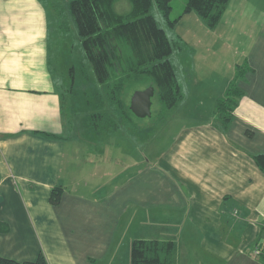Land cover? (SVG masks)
I'll use <instances>...</instances> for the list:
<instances>
[{
  "label": "crops",
  "instance_id": "crops-1",
  "mask_svg": "<svg viewBox=\"0 0 264 264\" xmlns=\"http://www.w3.org/2000/svg\"><path fill=\"white\" fill-rule=\"evenodd\" d=\"M241 1L252 2L254 43L237 59L225 33L232 0L214 28L190 17L193 87L166 124L169 142L149 159L130 135L116 136L117 152L94 151L88 145L101 142L91 138L67 151L48 10L42 0H0V256L129 264L131 241L165 225L168 238L159 229L151 237L175 242L174 264H264V173L253 160L264 154V0ZM245 63L243 94L222 128L216 101Z\"/></svg>",
  "mask_w": 264,
  "mask_h": 264
},
{
  "label": "trees",
  "instance_id": "trees-1",
  "mask_svg": "<svg viewBox=\"0 0 264 264\" xmlns=\"http://www.w3.org/2000/svg\"><path fill=\"white\" fill-rule=\"evenodd\" d=\"M116 0H69L68 10L75 26L85 64L72 65L68 88L74 109L86 108L84 125L89 136L98 138L105 131L112 132L125 123H132L135 115L129 108L128 97L146 86L154 88L153 96L168 110L181 102L180 80L171 56L175 48L165 30L151 14L155 8L174 27L177 18L169 19L171 0H129L125 14L113 10ZM229 0H187L184 13L195 12L210 28L216 27ZM247 67L238 65L225 95L216 101L215 114L222 128L232 120L233 110L243 94L238 82ZM79 74L91 87L76 96L72 88ZM61 108L63 100L61 96ZM73 109V111H74ZM71 110V112H73ZM74 114V113H72ZM90 137V138H92ZM93 138V139H94ZM264 173V154L253 155ZM61 186L51 189L49 200L60 201ZM175 242L157 238L133 239L129 250V264H174ZM0 264H48L42 253L34 260L18 261L0 256Z\"/></svg>",
  "mask_w": 264,
  "mask_h": 264
},
{
  "label": "rangeland",
  "instance_id": "rangeland-1",
  "mask_svg": "<svg viewBox=\"0 0 264 264\" xmlns=\"http://www.w3.org/2000/svg\"><path fill=\"white\" fill-rule=\"evenodd\" d=\"M42 1L48 10V20L50 23L49 66L55 81L59 84L58 89L60 90L62 96L63 110L65 114L64 136L69 139L66 146L68 148L67 151H71L72 147L74 148V141H78L80 139L83 141L85 139H89L92 136L86 134L87 130L85 127H83L84 114L87 109L84 107L74 109L70 103L69 95L71 92L69 93L68 88L70 86L71 76L69 74V68L72 65L79 66L82 63L85 64V70H90V67L87 61H84L82 57L78 36L68 10L69 0ZM240 1L241 0H232L234 4L231 5V9L229 8L227 16H230L234 23L228 25L230 28L227 32H225L228 34L230 41L233 42L234 45H238V47L234 46L236 48L234 49L236 52L234 55L236 56V59L239 58L240 50L246 51L248 48H251L252 51V44L254 43V30L252 29L253 27L250 22V18L247 15L250 12L248 6L252 5V2L246 3L241 1L243 4L242 6L245 7L242 10ZM186 2L187 0H171L170 2L171 12L169 14V19L174 20L177 18V21L179 20L178 23L176 22L177 25L175 24L174 27H169L164 17L155 8L151 9V14H153L159 26L165 30L167 36L174 45L175 51L171 56V60L173 61L179 76L182 95L185 93V97H188L189 99L187 91L191 90L193 87L191 84H189L188 77L192 52L187 41V37H185V32L186 28L190 24V26L193 25V23H191L192 18L190 17H192V15H196L195 17L197 19L198 16L194 12H191L190 16H183ZM130 8L131 3L129 0H116L113 3V10L120 14L127 13ZM259 9H261V7H259ZM181 18L182 20H180ZM245 66H247L246 63ZM246 73L247 70L244 71L242 78L238 82V85L240 81L245 78ZM76 75V80L78 82L74 83V88H72V90L76 96H79L78 94L88 90L91 87V82L84 81L78 73ZM239 87L242 88L240 85ZM130 97L131 96L128 97V101L130 100ZM151 102V114L149 116L132 117L134 124L124 122L123 126L117 130L112 132L105 131L100 136H96L98 138L92 137L91 139L94 138L95 141L98 140L101 143L95 144L94 146L87 144L89 148H92L94 151L98 152L104 149V147L109 146L110 150L117 152L115 148L116 145L114 144V140H117L116 136L126 137L127 135H130L131 138H140V143H138V146H140L139 150H141V152H146L148 158L150 159L152 155L158 153L166 146V143L169 142L174 131V129H172L170 126H168V131L166 130V124L171 118L173 110H168L162 107L158 103L155 96L151 97ZM180 103L175 106V109ZM71 110L73 112H71ZM108 141H110V144L106 145L105 142L107 143ZM133 223L136 224L135 221ZM152 229H155L154 226H152ZM152 229L148 228L147 231H143L142 236L145 238H155L151 236H158L157 229L161 230L159 232L163 238H168L165 234H170L169 231H166L169 228L165 225H163L161 228L151 231ZM130 235H134V233L130 231ZM127 259L128 257L125 258V263Z\"/></svg>",
  "mask_w": 264,
  "mask_h": 264
},
{
  "label": "water",
  "instance_id": "water-1",
  "mask_svg": "<svg viewBox=\"0 0 264 264\" xmlns=\"http://www.w3.org/2000/svg\"><path fill=\"white\" fill-rule=\"evenodd\" d=\"M153 93L154 88L152 86L135 90L132 93L129 108L135 116L144 117L151 114V97L153 96Z\"/></svg>",
  "mask_w": 264,
  "mask_h": 264
},
{
  "label": "built area",
  "instance_id": "built-area-1",
  "mask_svg": "<svg viewBox=\"0 0 264 264\" xmlns=\"http://www.w3.org/2000/svg\"><path fill=\"white\" fill-rule=\"evenodd\" d=\"M253 253L254 254H259L260 253V250L256 248V249H254Z\"/></svg>",
  "mask_w": 264,
  "mask_h": 264
}]
</instances>
